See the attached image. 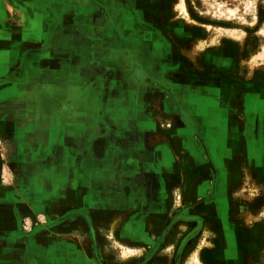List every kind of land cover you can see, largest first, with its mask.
I'll list each match as a JSON object with an SVG mask.
<instances>
[{
    "label": "crops",
    "instance_id": "0c3cea01",
    "mask_svg": "<svg viewBox=\"0 0 264 264\" xmlns=\"http://www.w3.org/2000/svg\"><path fill=\"white\" fill-rule=\"evenodd\" d=\"M173 3L0 0V264H83L71 220L138 241L173 194H208L198 172L207 145L228 149V110Z\"/></svg>",
    "mask_w": 264,
    "mask_h": 264
},
{
    "label": "rangeland",
    "instance_id": "374dc122",
    "mask_svg": "<svg viewBox=\"0 0 264 264\" xmlns=\"http://www.w3.org/2000/svg\"><path fill=\"white\" fill-rule=\"evenodd\" d=\"M171 9L172 21L191 28L198 59L212 64L206 86L213 108L222 96L220 110H228V149L207 145L205 177L198 172L199 186L209 182L208 194L197 191L189 202L173 194L167 224L143 234L133 226L138 241L122 242L84 223L82 232L70 229L76 219L63 236L70 251L80 247L87 255L83 264H264V0H176ZM219 116L213 113L212 137L225 144Z\"/></svg>",
    "mask_w": 264,
    "mask_h": 264
}]
</instances>
